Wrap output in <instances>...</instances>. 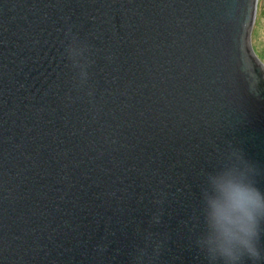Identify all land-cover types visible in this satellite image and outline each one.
<instances>
[{
  "label": "water",
  "instance_id": "1",
  "mask_svg": "<svg viewBox=\"0 0 264 264\" xmlns=\"http://www.w3.org/2000/svg\"><path fill=\"white\" fill-rule=\"evenodd\" d=\"M257 2L0 0V264H210L209 174L264 192Z\"/></svg>",
  "mask_w": 264,
  "mask_h": 264
},
{
  "label": "clouds",
  "instance_id": "2",
  "mask_svg": "<svg viewBox=\"0 0 264 264\" xmlns=\"http://www.w3.org/2000/svg\"><path fill=\"white\" fill-rule=\"evenodd\" d=\"M242 164L225 165L212 178L214 197L208 201L207 233L198 241L210 264H239L242 257L261 258L258 247L264 224V192L254 182L256 169L243 157ZM210 218V224L208 220Z\"/></svg>",
  "mask_w": 264,
  "mask_h": 264
},
{
  "label": "rangeland",
  "instance_id": "3",
  "mask_svg": "<svg viewBox=\"0 0 264 264\" xmlns=\"http://www.w3.org/2000/svg\"><path fill=\"white\" fill-rule=\"evenodd\" d=\"M250 43L257 58L264 64V0H258Z\"/></svg>",
  "mask_w": 264,
  "mask_h": 264
}]
</instances>
